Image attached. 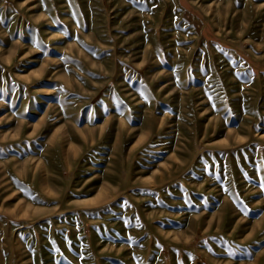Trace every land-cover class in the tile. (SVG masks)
I'll list each match as a JSON object with an SVG mask.
<instances>
[{"label": "rangeland", "instance_id": "374dc122", "mask_svg": "<svg viewBox=\"0 0 264 264\" xmlns=\"http://www.w3.org/2000/svg\"><path fill=\"white\" fill-rule=\"evenodd\" d=\"M0 264H264V0H0Z\"/></svg>", "mask_w": 264, "mask_h": 264}]
</instances>
